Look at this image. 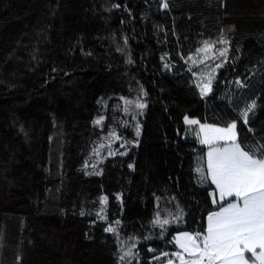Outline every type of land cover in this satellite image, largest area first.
<instances>
[{
    "label": "trees",
    "instance_id": "16d2710c",
    "mask_svg": "<svg viewBox=\"0 0 264 264\" xmlns=\"http://www.w3.org/2000/svg\"><path fill=\"white\" fill-rule=\"evenodd\" d=\"M222 39L201 95L189 57ZM186 116L264 159V0H0V264L177 261L234 199Z\"/></svg>",
    "mask_w": 264,
    "mask_h": 264
},
{
    "label": "snow or ice",
    "instance_id": "6c2138e0",
    "mask_svg": "<svg viewBox=\"0 0 264 264\" xmlns=\"http://www.w3.org/2000/svg\"><path fill=\"white\" fill-rule=\"evenodd\" d=\"M163 7H168L167 2ZM219 43H227V41L222 39ZM213 47V44L205 41L197 52H208ZM225 52L226 50L221 51L220 55L224 56ZM210 90L209 82V85L201 88V94ZM255 106L253 102L241 113L245 123L248 113ZM137 107L143 108L145 105L138 104ZM102 119L95 123L100 124ZM185 119L189 124L198 123L195 120ZM235 129V122L225 129L201 126L205 134L201 143L210 146L207 154V170L211 174L212 183L219 190L220 202L228 197H234L235 200L227 202L226 206L221 203L218 211L209 214L205 234L193 236L184 233L183 241L179 237L176 238V243L180 245L183 253L191 257L185 259L181 252L175 253L181 264H249L250 259L253 264H264V159L256 158L236 143ZM218 140L231 143L223 148L211 147ZM106 199L102 198V202ZM213 203L216 204L218 201L214 198ZM154 223L161 222L156 220ZM166 223L167 220L163 221V224ZM105 231L115 230L109 227ZM128 254L130 252L126 253ZM120 259L123 260L124 256ZM169 264L173 262L169 261Z\"/></svg>",
    "mask_w": 264,
    "mask_h": 264
},
{
    "label": "rangeland",
    "instance_id": "374dc122",
    "mask_svg": "<svg viewBox=\"0 0 264 264\" xmlns=\"http://www.w3.org/2000/svg\"><path fill=\"white\" fill-rule=\"evenodd\" d=\"M210 44H212V42ZM202 47H203V44L198 49H201ZM224 50L227 51L226 43L222 44L221 48H216L214 46L208 52H197V50H196L195 53H193L190 56V57H192V59H189L190 64H191L192 67H194L196 69V72H195V75H194V79H195L196 86H198V88H199L200 93H201V88H203L205 85H209V82L211 83L212 77L214 75L213 71L217 67V65L222 64V60L225 57V55L221 56L220 52L224 51ZM194 61H196V62L194 63ZM205 67H210V69H206L204 71ZM208 92L209 91H206L205 94L208 93ZM185 118H187L188 120H195L194 118H189L187 116ZM185 118H184V120L186 121ZM195 121H198V120H195ZM194 126H195L194 129L196 131V134L199 135V137H200L199 140L201 142L204 139V136H205L204 132L201 130V126H204L205 128H207L208 126H211V127H214V128L225 129L229 125L226 126V127H220L218 125H211V124L204 123V122L200 123L198 121V123H195ZM235 133H236V143L239 144V142L237 141V130L236 129H235ZM115 141L118 142V143H121V140L117 139L116 135H111L109 138H106L105 141L103 142V144L105 145L104 147H106V151L108 153H113V151H116L117 147L114 146ZM223 143L230 144L231 142L230 141L226 142L224 140H218V141H215L213 143V145H211V147L223 148V147L227 146V145H222ZM101 145H102V143H101ZM209 147L210 146L208 144L205 145V148H207V151H209ZM214 187H216L215 184H214ZM216 189H217V187H216ZM218 194H219V190H218ZM218 199H220L219 195H218ZM247 256H248V254L246 253V257ZM184 257H185V255H184ZM177 259H178L177 261H175V262L173 261V262L176 263V264L181 263L179 257ZM185 259H188V257H185ZM249 263L253 264V261L250 259Z\"/></svg>",
    "mask_w": 264,
    "mask_h": 264
},
{
    "label": "crops",
    "instance_id": "0c3cea01",
    "mask_svg": "<svg viewBox=\"0 0 264 264\" xmlns=\"http://www.w3.org/2000/svg\"><path fill=\"white\" fill-rule=\"evenodd\" d=\"M203 145H206V144H203ZM222 145H227V144H225V143H223ZM205 154H206V165H207V159H208V157H207V154H208V151H207V148H206V151H205ZM208 175L210 176V179H211V174L208 172ZM211 182H212V179H211ZM213 185H214V183H212ZM216 191H217V198H218V190L216 189ZM229 198V197H228ZM234 198V197H233ZM235 200V198L234 199H232V200H230L229 202H233ZM225 206H226V204H225ZM220 208V207H219ZM219 208L216 210V211H218L219 210ZM216 211H214V212H216ZM213 213V212H212ZM211 214V213H210ZM208 216H209V214L207 215V217H206V220H205V222H206V229H207V225H208ZM184 233H188V234H190V235H193V234H191V233H189V232H180V233H176V235H175V242H176V238H180L181 239V241H183V234ZM194 236V235H193ZM177 244V243H176ZM177 246L179 247V249H180V252L181 253H183V250L180 248V245L179 244H177ZM184 255H185V257H188V259H191V257H189L188 255H187V253H183ZM173 262V261H172ZM162 264H169V261H165L164 263H162ZM173 264H176V263H174L173 262ZM179 264H181V263H179ZM250 264V263H249Z\"/></svg>",
    "mask_w": 264,
    "mask_h": 264
}]
</instances>
